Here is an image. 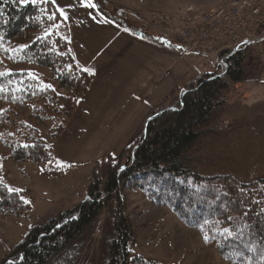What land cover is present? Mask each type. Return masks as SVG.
<instances>
[{
    "label": "trees",
    "instance_id": "1",
    "mask_svg": "<svg viewBox=\"0 0 264 264\" xmlns=\"http://www.w3.org/2000/svg\"><path fill=\"white\" fill-rule=\"evenodd\" d=\"M60 22L63 16L52 0H0V123L9 125L0 139L12 161L53 165L52 147L43 131L22 119L15 108L31 103L30 117L41 121L62 115L65 119L48 136L58 138L76 98L93 80L76 64L69 42L57 32ZM254 46L228 55L225 75L206 73L185 85L175 109L165 102L159 106L136 143L117 158L108 155L101 165H94L84 201L33 226L11 258L0 264H83L84 245L79 240L110 201L116 208L104 241L106 264H175L130 251L135 236L125 216L126 189L139 190L153 205L169 207L187 226L208 236L205 241L214 244L226 261L264 264V180L245 183L229 174H201L192 169L190 157L199 128L220 132L214 124L223 113L230 85L247 81L261 64L258 56L246 53ZM21 64L48 69L50 78L42 80L17 68ZM8 188L0 182V214L24 216L29 204Z\"/></svg>",
    "mask_w": 264,
    "mask_h": 264
},
{
    "label": "rangeland",
    "instance_id": "2",
    "mask_svg": "<svg viewBox=\"0 0 264 264\" xmlns=\"http://www.w3.org/2000/svg\"><path fill=\"white\" fill-rule=\"evenodd\" d=\"M74 1L77 5L84 6L83 0ZM87 1L95 5L97 13L117 24L122 30L117 36L113 34L115 40L104 51L112 54L105 58L103 52L98 56L106 68L113 59L110 66L112 72L105 82L97 80L90 97L85 94L87 90L76 98L74 111L66 118L64 130L58 138L50 139L48 136L51 129L65 119L62 115L41 121L30 117L34 107L31 103L15 108L22 119L43 131L48 145L52 147L53 165L46 167L45 163L12 161L8 158L7 145L0 139V182L9 188L21 189L19 194L30 206V210L24 216L0 214V261L11 258L16 246L33 226L44 225L58 217L60 213L84 201L93 181L94 165L96 163L101 165L108 155L117 158L124 148L136 143L144 133L146 122L151 115L136 127L132 123L128 124L130 122L128 120L132 118L130 114L119 115L117 122L116 120L107 122L104 115L100 127L102 111L105 109H102L103 105L101 108L97 107L93 100L100 98L101 101L107 102L108 97L128 83L126 78L129 75L126 74L123 78V71L127 72L128 65L120 63L123 60L118 61L119 57L123 56L125 60L131 58L132 61L136 56H141L143 60L152 56L148 41L157 40L152 35L141 38L136 28L151 22L148 27L150 32L168 35L172 43H184L191 48L199 47L206 53L197 55L182 51L184 55L193 58L191 63L200 70V73L183 87H174L167 99L159 105L165 102V105L173 107L177 106L184 86L189 82L206 73H224L225 59L227 55H231L232 46L237 40L244 37L242 34L252 35L256 39L262 35L264 29L259 23V17L250 14L243 17L234 16L232 12L227 19L221 8L226 7L229 11L234 0ZM261 3L264 17V0ZM61 10L64 22H60L56 29L70 42L74 38V32L65 19V16L70 15L69 9ZM206 15L209 17H205ZM194 16L199 21L189 22L188 20ZM211 21L221 24L219 30L226 29V35L219 39L212 35L215 27H212ZM198 23L201 24L200 28L197 26ZM187 27L191 32L183 36L182 32ZM133 38L136 41L132 40ZM145 40L147 42H144ZM257 41L260 40H253L248 44L255 46L246 53L258 56L261 64L247 81L230 85L225 94L227 101L223 113L214 124L220 128V132L208 133L204 128L198 129L201 135L190 150V157L193 159L192 169L201 174H229L245 183L264 180V40L259 43ZM71 46L72 52L75 53L73 58L79 66L82 51L74 49L72 43ZM86 67L88 73L95 75L99 69L95 62ZM17 68L27 70L42 80L50 78V72L45 68L26 64H21ZM189 71L193 72L191 67ZM59 91L68 93L65 89ZM97 125H99L97 131L102 128L105 132L100 133L103 134L102 140L93 146L97 139L94 137ZM8 126L6 122L0 123V138ZM117 136L115 141L108 142L109 138ZM53 168H56L57 172L52 173ZM125 196V216L132 224L135 236L133 244L129 245L133 255H142L164 263L232 264L219 254L214 244L205 241L198 229L187 226L169 207L151 204L139 190L126 189ZM115 208V202L106 203L94 223L80 238L79 242L84 245L81 259L83 264L107 263L104 241L110 233Z\"/></svg>",
    "mask_w": 264,
    "mask_h": 264
},
{
    "label": "crops",
    "instance_id": "3",
    "mask_svg": "<svg viewBox=\"0 0 264 264\" xmlns=\"http://www.w3.org/2000/svg\"><path fill=\"white\" fill-rule=\"evenodd\" d=\"M83 1L84 6L82 4L77 5L74 0H55L54 3L59 11L62 8L69 9L70 15L66 21L74 32V38L69 44L70 49L72 43L74 49L82 51L80 56L81 64L79 66L88 69L86 66H90L93 62L99 66L96 71L97 74L92 73L94 75L93 82L85 93L87 97H90L97 80L100 79L105 82L112 72V67L110 66L113 64V59H109L110 65L106 68L101 60L98 59V56L113 43V40H115L113 34L117 36L122 33V30L117 24L108 21L97 13L94 7H89V1ZM139 42L143 43V41ZM144 42H147V40ZM160 42L158 40H154V42L148 41V46L152 50V56L149 59L143 60L141 56L133 57L135 60L132 61H130L131 58L125 60L123 56L118 58V61L123 60L120 63L128 65L127 72L123 71V78L124 75H129L126 78L128 83L115 91L112 94L113 97H108L107 102L101 101L100 98L93 99L97 107L101 108L103 105L102 109H105L102 111L100 127L102 121H104V115H106L107 122H113V120L117 122L118 116L125 113L132 116V121L129 119L128 121L130 122L128 124H133L136 127L142 120L144 121L157 110L174 87L181 88L186 82L199 75L200 70L191 63L193 58L189 55H184L177 43L161 42L165 43L163 45ZM111 54V52H104L103 57L107 58ZM72 55H75V53ZM190 67L196 75L189 71ZM99 125L96 126L94 137L97 139L93 142V146H96L102 140L103 134L100 133L105 132L102 128L97 131ZM117 138L118 136L113 139L109 138L108 142L112 143Z\"/></svg>",
    "mask_w": 264,
    "mask_h": 264
},
{
    "label": "built area",
    "instance_id": "4",
    "mask_svg": "<svg viewBox=\"0 0 264 264\" xmlns=\"http://www.w3.org/2000/svg\"><path fill=\"white\" fill-rule=\"evenodd\" d=\"M261 1L263 0H234L233 5L230 6V10L227 11L228 8L226 7H222L221 10L223 12H225V17L227 19H229V15L232 14V12H234V16H243V17H248V15H252L255 17H259V23H261L262 26H264V17H263V6ZM226 10V11H225ZM249 15V16H250ZM164 17V16H163ZM194 16L192 17L190 20H188L189 22L193 21L194 23L199 21L198 18ZM205 17H209V15H206ZM149 22V21H148ZM201 23V21H200ZM154 24V23H153ZM152 24V25H153ZM203 25V23H201ZM201 24H197V26L200 28ZM212 25V27H215L213 32L211 33L212 35H214L215 37H217L218 39L223 37L224 35H226V29H222L219 30V27L221 26V24H217L215 21H211L210 23ZM149 25H151V22L148 25H141V33L143 35H152L153 37L156 38H161V39H168V35L165 34H157V33H152L150 32V29L148 28ZM191 32V29L189 27H187L185 30H183L182 35L183 36H187L189 35ZM206 34H208V32H206ZM244 37H242L239 41L237 40V42L232 46V48L234 49L235 47H242V44L244 41H253V40H262L264 39V29L262 32V35L259 37H252V35L249 34H242ZM180 47L182 49L183 52H191L197 55L200 54H206L203 51H201V48L197 47H193L191 48L190 46L185 45L184 43H180ZM221 64L223 65V61H221Z\"/></svg>",
    "mask_w": 264,
    "mask_h": 264
},
{
    "label": "snow or ice",
    "instance_id": "5",
    "mask_svg": "<svg viewBox=\"0 0 264 264\" xmlns=\"http://www.w3.org/2000/svg\"><path fill=\"white\" fill-rule=\"evenodd\" d=\"M20 2H21V3H24V2H26V0H20ZM31 2H32V3H36L37 0H31ZM53 2H55V0H53ZM88 6H89V7H95L94 4H89ZM61 14H63V10H61ZM49 18H50V19H54V16H51V17H49ZM65 19H67L66 16H65ZM86 71H87V69H86ZM49 87H50V86H49ZM25 147H28V146L25 145ZM8 191H9V192H19V191H22V190H21V189H12V188H8ZM26 202H27V201H26ZM29 203H30V202H29ZM224 231H225L226 233L229 232L228 229H225ZM204 238H205L206 241L209 239L208 236H205Z\"/></svg>",
    "mask_w": 264,
    "mask_h": 264
},
{
    "label": "water",
    "instance_id": "6",
    "mask_svg": "<svg viewBox=\"0 0 264 264\" xmlns=\"http://www.w3.org/2000/svg\"><path fill=\"white\" fill-rule=\"evenodd\" d=\"M260 41H257V43H259ZM235 51H237V48L235 49ZM225 73V72H224ZM224 73H222V74H218V76H222V75H224ZM170 108H173V109H175L176 107H170ZM152 118V116H150L149 118H148V120H150ZM148 120H147V122H148ZM145 127H146V125H145ZM144 134H145V131H144ZM137 148V147H136ZM136 148L134 149V151L136 150ZM133 151V152H134ZM133 160H134V157H132V162H133ZM125 166H123L122 168H124Z\"/></svg>",
    "mask_w": 264,
    "mask_h": 264
}]
</instances>
